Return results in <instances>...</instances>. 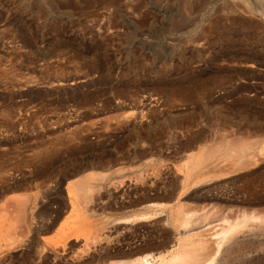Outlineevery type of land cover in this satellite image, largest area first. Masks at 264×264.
<instances>
[{
    "label": "rangeland",
    "instance_id": "1",
    "mask_svg": "<svg viewBox=\"0 0 264 264\" xmlns=\"http://www.w3.org/2000/svg\"><path fill=\"white\" fill-rule=\"evenodd\" d=\"M223 136L249 138L258 162L235 170L229 159L193 163L183 188L185 160ZM1 153L0 261L9 234L24 240L10 251L25 254L14 264H45L47 254L66 262L68 244L49 246L56 231L45 225L78 215L69 183L91 169H123L83 201L88 216L118 226L104 239L108 249L177 238L169 207L156 209L165 218L158 228L137 236L131 226L144 221L118 223L146 203L170 200L172 190L173 207L217 204V226L242 209L264 212V0H0ZM5 171L16 180L4 181ZM121 180L128 194L114 189ZM212 183L219 197H202ZM12 196L28 199L24 220ZM253 223L224 245L225 264H264V224Z\"/></svg>",
    "mask_w": 264,
    "mask_h": 264
},
{
    "label": "bare ground",
    "instance_id": "2",
    "mask_svg": "<svg viewBox=\"0 0 264 264\" xmlns=\"http://www.w3.org/2000/svg\"><path fill=\"white\" fill-rule=\"evenodd\" d=\"M238 8H239V6H238ZM150 126L147 125L145 127L147 129V131L151 130ZM247 139H249V138H243L242 137V138H240V140L239 139L236 140V138L232 139V137H231V139H230V138L226 137L224 139V136H223V138L221 139L222 141H217V143L215 142L216 144H212V146H210V147L209 146L203 147L201 149V151L197 154V156H194V158L191 156L193 158V159L191 158V160L193 161V162L191 161L192 163L190 162V159H189V161H188V159H187V161L185 160V163H183L182 167L185 168L186 172L184 173L183 177H181V181H179V182H181L180 183L181 186H183V188L188 186V184H189L188 183V177H189L191 170L193 168L192 167V165H194L193 163H199V162L201 163L203 161L206 162L208 159L209 160L212 159L214 161H217L218 159H229V160H231V163L233 165L232 167H234L233 170H235V169L244 168V167L248 166L250 163L252 164V162L254 163L255 161H257L256 157L258 155L256 157H255V154L253 155L254 152H253V150H251V144L252 143L250 140H247ZM257 150H258V153L261 154L262 149L258 148ZM0 156H3V154L1 153ZM167 167L168 166L166 165V167H163V168L167 169ZM219 167H220V165H219ZM160 169H161V166H160ZM103 170H105V171H101V170L98 171V170H92L91 169L89 171L83 172V175L77 177L73 181L70 180L71 182L69 183V190H68L69 191L68 194H69L70 198L72 197V199H70V201H71L70 202L71 203L70 211L78 213L77 216H79V217L77 219H75L77 217V216H75V218L73 220H70L72 217H74V216H72L69 219L70 220V223H69V222L65 221V219H66L65 218V219H63L66 222L65 223V222H62L63 220L58 221V218L60 216L59 217L56 216L55 218L54 217L51 218L52 220L50 222H47V225H45L47 230H50L51 228L55 227V229L53 231L54 232L56 231L55 232V235H56L55 238H53L54 236L53 237L50 236L49 238L46 239L49 242V244H48L49 246L52 245V247L57 248V249L59 248L61 250L63 249L62 251H64V249L67 248V247L65 248V246L68 244V247L70 248V250H68V252H65L66 253L65 255L60 250L61 251L60 253H62L64 255V256L63 255L62 256L64 257V259H66V260H63V258H61L63 261H66L65 263L61 261L63 264H95V263L96 264H225V256L227 254L226 250H228V249L225 250L224 245H226L230 241H233L232 239H234V237H236L237 233L242 231L243 228L250 226V225H251L250 226V228H251L252 225L254 224L253 221L258 220V221H260V223L264 224V212L257 213V212H253V211H247L246 209L245 210L242 209V207H241L242 211H240L241 209L239 208L240 213L239 214L236 213V215L233 219H228L227 215H226V217L221 216L220 219H222V222H224V223H222V225L219 224V226H217L216 224L215 225L211 224V222L213 221V219H211V216H215L216 213L218 214L219 213L218 211L221 212V210H217V208L215 206L217 204H215V203H214L215 205L210 204L211 207H208V209L205 207L202 208V205L200 206L201 209H199L200 208L199 206H198L199 208H196V209L193 206V209H192L190 207L186 208V206L183 205V203H185V201L182 200L183 203L177 204V202H176L175 204H177V205H175L173 207L172 202H171V200H173V190L171 189L172 191L168 192L167 193L168 195H166V197H168L170 200H168V201L165 200V202H161L160 201L161 199H160L159 200L160 202H153L155 200H153V198H152L153 201L146 203V205H147L146 210L144 209V211H141L142 210L141 209L139 211H133L131 214L123 217L124 220L122 219V221H119V220H117V221H119L118 223H123L124 221L128 222V223H129V221L130 222L133 221L132 223L144 221V222H142V224L141 223H137V224L131 223L133 226H131L132 230H130V231H131V233L133 232V236H137L136 235L137 231H139L143 227L148 231L153 230L155 227L158 228V226H160V224L163 222L162 220L165 218H163L164 217L163 216L162 217L163 219H162L161 216L159 217L158 215H156V209L158 211V207H159V209H160V207L162 209L169 207V209H168L169 210L168 211L169 212V215H168L169 220L173 224V226L176 227L177 231L179 230L178 236H176L177 238H174L172 235H170L164 241H157L156 243H151V244L147 243L143 246H135L134 245L135 247L134 246L131 247L132 249L130 248L129 251H124V250L122 251V250H120L121 248L120 249H114L115 247H113V246H111L112 247L111 249H108V246H106L107 244L104 243L105 242L104 239H107L109 234L111 235V232L114 231L118 226L116 224L115 225L114 224L108 225L107 223L110 224V222H112V220H113V219H110L108 217H107L108 218L107 219L104 216H101V217H96V216L90 217V216H88V214H86L85 212H87V210H92V208H91V206L89 207L87 205V202H85L86 204L83 203V201H87L88 197L91 196L90 194H92L91 192L94 189H95L94 192L96 191V187L98 189L107 179L109 181V177H111L110 174H112L113 172L116 173V172L122 171L123 169L118 168L116 170H111V168L110 169L108 168L107 170L106 169H103ZM165 173H168V172H165ZM173 173H175V172H173ZM3 174H5L4 175L5 177L7 176V178L5 180L3 179L4 181H8V180L11 181V180L15 179V176H12L11 172L5 171V173H3ZM225 174H227V173H225ZM172 176H173V174H172ZM176 176L177 175L175 174V177ZM204 177L205 176H203V177L200 176L198 179L194 180V182L192 184L194 186L201 184V181L204 179ZM176 179H178V176ZM0 180H1V178H0ZM207 180L208 179H206V181ZM122 181L123 180H121V182L117 181L118 184H116L113 181L115 184L113 182L112 183L116 187L114 189L118 190V192H120V191L123 192L124 190H126L125 192H127L130 189V185L126 181H124L125 183ZM120 186L122 188L119 189ZM215 187H216V185L213 183H212V185H207L206 187L201 189L200 194H202V197L207 198V199H212V200L217 199L219 197V193H216ZM128 192H127V194H128ZM218 192H220V191H218ZM122 194H124V193H122ZM183 195H184V193H183ZM186 196H188V195H186ZM151 197L152 196H150L149 199H151ZM15 198L16 197H13V200H15L14 202H16V205L18 208V211L16 213V214H18L17 215L19 217L18 219L22 218L21 220H24V218H23L24 214H25L24 208H25V205L27 204L28 199L25 197H22V198L17 197L18 199L16 198L17 199V201H16ZM8 199H9V197H8ZM156 199H158V198H156ZM10 200H11V197H10ZM76 202L81 204V208L83 206L82 210L78 207V204ZM209 203H210V201H209ZM117 204H118V207L119 208L122 207V209H123V207L125 209V207L129 206V204L131 205V203L129 201H123V202L119 201V203H117ZM206 204H207V202H206ZM203 206H205V205H203ZM64 207H65V205H64ZM95 208H96V206H95ZM166 209H165V211H166ZM120 210L121 209H119V211ZM198 210H200V211H198ZM262 210H264V209H262ZM68 211H69V209H68ZM159 212L160 211H158V213ZM68 214L71 215L70 212H68ZM72 215H76V214L72 213ZM49 220H50V218H49ZM47 221H48V219H47ZM57 221L59 223L57 226H55L57 224ZM122 226H125V225H122ZM124 228H126V227H124ZM129 228H130V226H129ZM117 230H118V228H117ZM84 231H86V232H84ZM169 233H171V232H169ZM5 234H7V233H5ZM171 234H173V233H171ZM7 235H5V237L7 236V238H5V239L7 241L8 247L4 248L5 252L7 254L5 255L4 259L2 258L3 261H0V264H2V263L14 264L11 261L12 259L14 260L15 258L25 257L24 256L25 254L22 250L17 251L15 253L10 252L14 248L20 249L17 246L20 243L24 242L23 237H21V238L15 237L16 239H13L11 235H10L11 237H9V234H7ZM80 237H82V241H80L81 240ZM31 238H33V237H31ZM130 238H132V236ZM31 240H30V242H31ZM32 242H33V240H32ZM79 242H81V244H78ZM129 242H130V240H129ZM131 243L133 244L134 242H131ZM115 244H117V243H115ZM20 245H22V244H20ZM20 245H19V247H21ZM26 245H28V244H26ZM29 245H30V243H29ZM29 245H28V247H29ZM76 245H77V247H74ZM227 247L230 248V243H229V246H227ZM30 249H32V248H30ZM39 249H41V248H39ZM124 249H125V247H124ZM97 250H99L101 252L99 253V252H97ZM230 250H232V249H230ZM2 251H4V250L2 249ZM40 252H41V250H39V253ZM129 252H132V254L130 256L128 255ZM122 253L123 254L127 253L128 256L127 257L122 256V257H124V258H122L121 257ZM39 256H41V255L39 254L38 257ZM60 256H61V254H60ZM42 257H43V255H42ZM44 257L46 258V260L43 258L45 260L44 261L45 264H54L52 261L53 259L52 260L50 259L51 256H49L47 254ZM23 260L25 262L26 261L28 262V260H26L25 258ZM29 261H30V263H28V264H35L33 259H30ZM23 264H25V263H23Z\"/></svg>",
    "mask_w": 264,
    "mask_h": 264
}]
</instances>
